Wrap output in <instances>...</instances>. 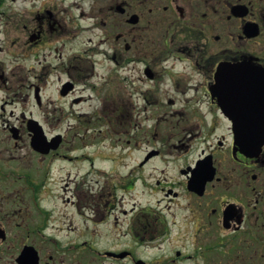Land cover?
Listing matches in <instances>:
<instances>
[{
  "label": "flooded vegetation",
  "instance_id": "af4514ba",
  "mask_svg": "<svg viewBox=\"0 0 264 264\" xmlns=\"http://www.w3.org/2000/svg\"><path fill=\"white\" fill-rule=\"evenodd\" d=\"M88 1L0 21V264H264V0Z\"/></svg>",
  "mask_w": 264,
  "mask_h": 264
},
{
  "label": "rangeland",
  "instance_id": "374dc122",
  "mask_svg": "<svg viewBox=\"0 0 264 264\" xmlns=\"http://www.w3.org/2000/svg\"><path fill=\"white\" fill-rule=\"evenodd\" d=\"M56 2V3H60V4H65V5H74L76 3H82V4H86L84 7L86 10L89 9L88 0H41V1H32V0H5L4 4L2 6H0V21L1 20H6V19H11L13 18L15 19H24L27 17V15L29 16L30 11L35 7H37L41 2ZM28 18V17H27ZM83 23H87V22H83ZM1 29H3L4 27L0 26ZM0 29V30H1ZM12 35H17V33L15 32V30L12 31L11 33ZM4 36V33L0 32V38H2ZM2 42H0V44L2 45ZM1 57L5 56V52H1L0 53ZM6 57V56H5ZM10 62H8L9 64ZM24 63V62H23ZM50 128H52V132H56L57 130L56 125H49ZM83 126V131L87 129L88 125L82 124ZM108 128V127H107ZM107 128H105V130H107ZM9 142V141H8ZM10 143V142H9ZM11 145H13V143H10ZM9 144V146H10ZM13 147V146H12ZM97 163L99 164V167L104 168H110L111 163L108 161H104L101 162L100 160L97 161ZM62 166L66 169H68L69 166H65L61 163H58L55 165L54 167V172H53V178L50 179V181L53 182V184H49V186L45 187V192L44 195L46 197L49 198V200L51 201L49 204H51L52 206L56 207L58 211L62 212L63 208L60 206V201H58L56 199V195L60 193L61 188H60V184L62 182H58L60 180H62V177L60 175V173L62 172ZM87 170V168H86ZM82 173H83V169H82ZM98 177V176H97ZM4 183L0 180V194L1 195H9V193L11 192V196L14 197V194L12 193V191L16 188H12L9 184V186L5 187L3 185ZM18 191V194H22V197H24L25 195L23 194V188H18L16 189ZM67 193V192H66ZM155 197H157V195H154L152 197H149V200H155ZM144 201H146V199H144ZM148 201V200H147ZM66 222H69V220L67 219H63ZM68 224V223H67ZM152 252H149L147 254H151ZM258 254H260V252H258ZM231 259H227V256L225 254V263H230L234 260Z\"/></svg>",
  "mask_w": 264,
  "mask_h": 264
},
{
  "label": "water",
  "instance_id": "95a60500",
  "mask_svg": "<svg viewBox=\"0 0 264 264\" xmlns=\"http://www.w3.org/2000/svg\"><path fill=\"white\" fill-rule=\"evenodd\" d=\"M263 133L264 132L262 131L261 134H263ZM244 139H245L244 142H245L246 146H248L249 148H252V149L260 147L263 144V142H264V139L261 138V137H258V136L256 138H251L250 137V138H244ZM54 146H57V144L55 143Z\"/></svg>",
  "mask_w": 264,
  "mask_h": 264
},
{
  "label": "trees",
  "instance_id": "16d2710c",
  "mask_svg": "<svg viewBox=\"0 0 264 264\" xmlns=\"http://www.w3.org/2000/svg\"><path fill=\"white\" fill-rule=\"evenodd\" d=\"M4 2V0H0V5H1V3H3Z\"/></svg>",
  "mask_w": 264,
  "mask_h": 264
}]
</instances>
